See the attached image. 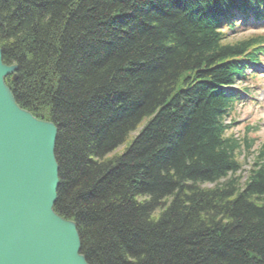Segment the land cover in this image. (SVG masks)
<instances>
[{"label": "trees", "instance_id": "16d2710c", "mask_svg": "<svg viewBox=\"0 0 264 264\" xmlns=\"http://www.w3.org/2000/svg\"><path fill=\"white\" fill-rule=\"evenodd\" d=\"M263 9L0 0L3 62L18 67L6 83L58 129L54 210L89 264H264V146L227 135L225 90L264 51L261 36L226 32Z\"/></svg>", "mask_w": 264, "mask_h": 264}, {"label": "water", "instance_id": "95a60500", "mask_svg": "<svg viewBox=\"0 0 264 264\" xmlns=\"http://www.w3.org/2000/svg\"><path fill=\"white\" fill-rule=\"evenodd\" d=\"M0 48V264H89L77 225L57 214L58 129L22 109Z\"/></svg>", "mask_w": 264, "mask_h": 264}, {"label": "rangeland", "instance_id": "374dc122", "mask_svg": "<svg viewBox=\"0 0 264 264\" xmlns=\"http://www.w3.org/2000/svg\"><path fill=\"white\" fill-rule=\"evenodd\" d=\"M263 30L264 29L262 27L259 29L252 28V29L247 30V31H252V32L241 33L238 36H236L237 38L231 37V38H228L227 40L236 41L239 38L251 36L253 32H256V31L262 32ZM259 80L261 81V78H259ZM262 88H264V86ZM233 114H234V119H237V122L234 126L235 128L229 131L228 135H234L237 138L243 137L245 134V128L248 125H251V126H254L257 130V132L252 131V133L250 134V138L255 140L254 148H256L260 144L262 145V143H264V121L262 122V120H264V109H262L261 107L254 108L252 105L248 104L237 110L235 109ZM259 120L262 125L261 128L260 127L258 128L257 127L258 124H256V122H258ZM122 149L123 148H121L120 151ZM247 158L248 157H244V155H240V160L242 162L244 169L245 168L249 169L252 163V160L249 158L247 159Z\"/></svg>", "mask_w": 264, "mask_h": 264}]
</instances>
